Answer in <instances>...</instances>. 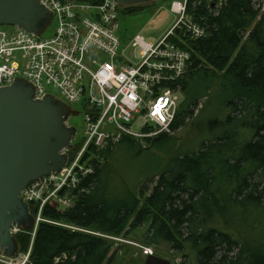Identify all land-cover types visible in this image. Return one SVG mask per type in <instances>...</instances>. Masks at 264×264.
<instances>
[{
    "label": "trees",
    "instance_id": "1",
    "mask_svg": "<svg viewBox=\"0 0 264 264\" xmlns=\"http://www.w3.org/2000/svg\"><path fill=\"white\" fill-rule=\"evenodd\" d=\"M193 2L187 13L206 35L169 37L190 58L184 74L167 86L184 96L177 113L187 117L213 86V100L230 111L231 129L196 151L176 154L151 189L145 183L137 191L113 181L119 169L112 145L92 161V172L73 192V206L64 212L48 206L43 216L115 236L145 227L140 236L145 245L191 254L196 264H264V239L252 235L264 210V0H225L217 9L204 0ZM152 3L119 7L118 15H136ZM134 143L125 136L116 146ZM15 240L18 251H26L31 236L20 233ZM110 251L106 239L42 223L32 240L31 264H107Z\"/></svg>",
    "mask_w": 264,
    "mask_h": 264
},
{
    "label": "built area",
    "instance_id": "2",
    "mask_svg": "<svg viewBox=\"0 0 264 264\" xmlns=\"http://www.w3.org/2000/svg\"><path fill=\"white\" fill-rule=\"evenodd\" d=\"M187 1L170 0L175 20L164 35L147 41L136 33L124 47L118 34L120 6L114 0L97 4L40 0L55 21L49 35L35 36L17 26H11L15 29L8 32L0 25V87L21 78L34 86L35 99L55 95L71 108L79 103L84 109L83 147L70 158V148L63 149L67 154L63 169L29 182L19 194L31 215L34 209L29 247L26 251L17 249L12 257L0 251V264L31 263L32 240L39 222L56 223L43 216L44 209H58L53 203L65 209L72 196L64 190L77 189L81 179L92 172L78 164L81 154L86 155L90 147L125 136L144 140L171 131L181 93L167 84L184 74L190 54L169 37L180 33L197 39L206 34L205 28L187 13ZM204 2L217 9L225 0ZM24 61L25 67L21 68ZM29 230L12 223L9 234L14 238Z\"/></svg>",
    "mask_w": 264,
    "mask_h": 264
},
{
    "label": "rangeland",
    "instance_id": "3",
    "mask_svg": "<svg viewBox=\"0 0 264 264\" xmlns=\"http://www.w3.org/2000/svg\"><path fill=\"white\" fill-rule=\"evenodd\" d=\"M170 3V0H161L158 1V3L156 2L148 5L145 9H143L142 12H138L136 15L119 16L118 34L120 35L122 41L121 47H124L126 44H128L136 33L142 34L147 41H153L164 35L167 29H169V27L173 25L175 20V17L170 12ZM189 3L194 5L193 0H188L187 5ZM54 26L55 21L51 18L49 25L43 31L42 35L51 34ZM4 28L8 32H12L15 29L14 27L7 25H4ZM25 64V61L21 63V68H24ZM21 73L22 71L19 72V74ZM221 75V73L214 74L213 85H218V81ZM214 91L215 90L212 86L211 90L202 95V97L199 99V104L197 108L193 110L192 115L187 117L186 113H181V111L178 113L176 112V115L178 114L175 122L176 126L173 127L172 125L171 131L169 133H166L169 137L167 139V142L163 143V140L161 139L159 141L156 140L161 137V135H163L160 134L156 137H147L144 140H135L132 138V140L135 141L133 145L123 144L117 147L116 144L117 142H119V139L113 143H108L97 148L90 147L88 151H85V154L87 155L81 154L83 158L78 162L79 166L91 170L92 161L94 159H102L99 152L105 151L113 145L114 149L112 150V158L116 160L115 163L119 169V174L113 177V181L124 182L131 188H134L136 191L139 189V187H142L145 183H148L147 188L151 189L154 185V182L157 180V174L165 165L170 162L173 156L185 152L191 153L192 151H196L202 142L213 140V138H216L217 135H220L226 128L227 130L231 129V125H226V119L230 111L228 108L223 107L220 101L213 100L212 97ZM183 101L184 96L180 94L179 104ZM71 106L73 110L79 111V114L77 116L71 117V120L67 122L68 126H73L76 128V134L71 140L69 147L70 149L68 150V153L70 154L68 155L69 158L72 154L76 155V153L79 151V148L81 149L84 145V142H82L81 146H79L78 149L76 148V143L79 140H82L83 136L84 109L79 103L72 104ZM230 117H232V114ZM138 125L139 123L136 124L135 127H137ZM155 140L156 142H153ZM93 149L96 151L95 153L92 152ZM261 187L263 188L261 190L264 192V184H262ZM74 191L75 188L64 190V194L72 196V201L68 203V206L65 209L73 206ZM53 204L56 205V207L58 208L57 210L64 212L65 209L58 203ZM33 210L31 209L32 215H34ZM54 222L56 223L52 225L59 227L66 226L67 228L71 227L69 228L70 230L95 235L109 241V243H111V251L109 253V257L110 255L111 257L109 258L107 264H143L145 257L150 254L161 257L163 259H167L169 260L170 264H196L194 257L191 254H188L186 257H184V255L171 251L167 246L152 247L145 245V243H143L140 239V236L145 231V227L141 228L140 230H135L127 236H115L87 228H79L75 225L64 223L62 221L59 222L54 220ZM42 223L47 222L40 221L38 225ZM253 224L255 229L253 230L252 235H254V237H263L264 239V210L263 214ZM31 231H33V229L29 230L28 232L21 233H28L30 235L29 232ZM15 237L13 238L14 240ZM16 249H18V247ZM145 249L150 250V252L145 254Z\"/></svg>",
    "mask_w": 264,
    "mask_h": 264
},
{
    "label": "water",
    "instance_id": "4",
    "mask_svg": "<svg viewBox=\"0 0 264 264\" xmlns=\"http://www.w3.org/2000/svg\"><path fill=\"white\" fill-rule=\"evenodd\" d=\"M120 6L161 0H114ZM52 18L40 0H0V25L17 26L35 36L43 33ZM79 111L53 95L34 99L33 85L15 79L0 87V251L12 257L17 251L9 234L12 223L31 229L34 219L19 194L31 181L50 172H60L76 128L69 117ZM143 264H170L169 260L147 255Z\"/></svg>",
    "mask_w": 264,
    "mask_h": 264
},
{
    "label": "bare ground",
    "instance_id": "5",
    "mask_svg": "<svg viewBox=\"0 0 264 264\" xmlns=\"http://www.w3.org/2000/svg\"><path fill=\"white\" fill-rule=\"evenodd\" d=\"M14 67H16V66L14 65ZM9 85H10V84H9ZM6 86H7V85H6ZM33 87H34V86H33ZM53 96H54L55 98H57V99H60L59 97H57V96H55V95H53ZM34 99H35V98H34ZM36 100H41V99H36ZM69 118H70V117H69ZM69 118H68V119H69ZM68 119H67V121H66V124H67V122L69 121ZM61 152L64 153L63 149L61 150ZM83 162H84V161H83ZM87 162H88V161H87ZM85 163H86V162H85ZM87 165H88V164H87ZM89 170H90V169H89ZM57 173H59V172H57ZM47 175H48V174H47ZM67 195H68V194H67ZM70 204H71V203H70ZM58 206H59V205H58ZM70 207H71V206H70ZM66 208H67V207H66ZM77 229H78V228H77ZM109 238H111V237H109ZM116 240H117V239H116ZM62 259H63V258H62Z\"/></svg>",
    "mask_w": 264,
    "mask_h": 264
},
{
    "label": "flooded vegetation",
    "instance_id": "6",
    "mask_svg": "<svg viewBox=\"0 0 264 264\" xmlns=\"http://www.w3.org/2000/svg\"><path fill=\"white\" fill-rule=\"evenodd\" d=\"M68 120L70 121L71 120V117Z\"/></svg>",
    "mask_w": 264,
    "mask_h": 264
}]
</instances>
